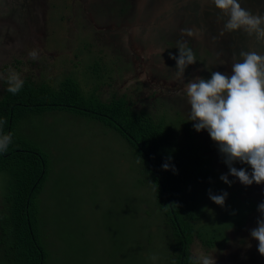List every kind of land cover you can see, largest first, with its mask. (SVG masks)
Masks as SVG:
<instances>
[{
    "label": "rangeland",
    "instance_id": "1",
    "mask_svg": "<svg viewBox=\"0 0 264 264\" xmlns=\"http://www.w3.org/2000/svg\"><path fill=\"white\" fill-rule=\"evenodd\" d=\"M6 1L16 12L13 18L21 17L17 12L22 14L25 6L18 8L14 4L27 0ZM183 3L176 4L174 19L163 20V15L157 20L177 24L184 16V24L192 25L195 21L207 28L208 18L202 7L197 12L199 6L189 9L184 8ZM129 4L131 10L133 5L129 0H47L42 17L36 15L32 20L39 22L31 33L35 43L22 37V42L26 43L24 51L23 48L15 52L0 48V73L7 75L9 70H14L23 80L34 77L54 87L64 78L76 77L86 94H90L96 85L90 66L102 56L106 70L114 72L113 79L108 81L111 84L116 81L114 87L124 93L133 89L138 97H135L137 107L143 106L158 117L166 115L170 120L176 118L177 113L189 119L190 105L183 86L194 77H203L200 64L189 66L184 80H177L173 71L176 62L171 58L176 46L163 37L169 27L161 26L153 33V28L144 27L136 17L118 14V7ZM216 19L209 18L210 21ZM192 26L195 29L197 24ZM202 31L206 32L204 28ZM8 33V26L0 22V35L5 37ZM33 49L39 50L35 60L28 57ZM14 58L18 59L16 66L12 63ZM6 84L0 80L1 95L8 88ZM112 92L111 88H105L108 98ZM175 92H179L178 95ZM64 111L28 112L18 125L21 137L48 154L50 173L41 196L46 216L45 238L50 251L47 264H169L172 253L166 235L169 229L160 217L154 216V191L149 187L150 176L141 166V157L115 130L74 111ZM198 133L213 153L220 176L228 174L229 169L208 133ZM234 165L251 173L247 165L239 162ZM228 178L233 181L231 186L220 177L208 186L214 194L227 192L228 196L223 207L209 197L205 199L203 222L207 231H222L215 237L219 246L210 250L215 256L220 252L218 257L226 255L224 259L216 257L217 264L231 263L228 259L231 254H226L231 249L236 255L232 257L245 264L249 252L244 253L242 247L247 246L246 232L251 224L246 214L253 210L250 205L256 211L264 202V184L244 186L238 179L230 175ZM6 183L7 179L0 178V197L5 193ZM257 215L255 227L260 217ZM197 248L207 253L202 243L196 242L192 252ZM153 255L158 259L153 261Z\"/></svg>",
    "mask_w": 264,
    "mask_h": 264
},
{
    "label": "trees",
    "instance_id": "2",
    "mask_svg": "<svg viewBox=\"0 0 264 264\" xmlns=\"http://www.w3.org/2000/svg\"><path fill=\"white\" fill-rule=\"evenodd\" d=\"M130 6L118 7V14L132 16ZM192 22L200 30L205 28L198 22ZM35 24L39 22L35 21ZM205 24L208 26L207 22ZM188 26L178 29H188ZM206 37H188L171 32L164 39L176 46L175 51H171L172 56L179 55L177 42L185 41L195 53L204 78H210V72L217 71L212 66L223 74H231V66L241 59L240 55L234 53L227 39L217 48L212 38ZM216 50L222 54L214 53ZM103 60L104 57L99 56L90 66L89 72L96 80L90 94H86L76 77L62 79L57 87L49 82H38L34 77L28 78L18 94L13 95L7 89L0 94V120H6V124L0 127V134L10 133L12 136L8 150L0 152V178L7 179L5 193L0 197V264H47L50 258L45 238V208L41 201L50 173L48 154L18 134V125L28 112L74 111V114L115 130L128 141L141 157L144 172L150 176L147 180L154 191V216L160 217L169 229L166 234L170 241L168 249L172 250L169 264H191L192 247L196 242L202 243L210 255V250L219 246L215 237L217 232L222 233L221 229L207 231L203 222L206 215L203 202L209 197L208 186L221 174L214 165L213 153L189 119L177 113L176 118L170 120L166 115L158 117L143 106L137 107L133 89L124 93L114 87L116 81L113 80L112 84L108 81L113 79L114 72L106 70ZM175 67L176 64L173 71H176ZM107 87L113 90L110 98L105 95ZM165 162L170 164L168 171L162 168ZM250 207L253 210L246 214L248 221L255 214L260 216L254 206ZM219 254H213V259ZM224 256L218 258L224 259ZM232 256L235 255L231 253L228 257L231 261Z\"/></svg>",
    "mask_w": 264,
    "mask_h": 264
},
{
    "label": "clouds",
    "instance_id": "3",
    "mask_svg": "<svg viewBox=\"0 0 264 264\" xmlns=\"http://www.w3.org/2000/svg\"><path fill=\"white\" fill-rule=\"evenodd\" d=\"M211 2L222 14L217 17L223 21L221 36L226 32H243L264 45V15L253 14L243 8L240 0ZM181 35L195 37L197 32L181 29ZM177 43L179 55L170 56L176 62L177 80L183 81L186 69L197 60L185 41ZM38 51H29V59H37ZM240 58L232 64L231 74L211 71L208 79L194 77L184 83L183 91L190 105L189 120L194 130L208 133L229 169L228 174L220 176V180L231 186L230 175L244 186L261 185L264 184V54L255 50L242 51ZM0 80L7 82V91L13 95L18 94L24 85V80L14 70H9L7 75L0 73ZM4 124L6 120H0V127ZM11 142L10 133L0 134V152H6ZM237 162L249 166L251 173L246 168L234 167ZM162 168L168 171L170 164L165 162ZM227 196V192L212 194L209 190L210 200L218 206H224ZM257 211L260 218L250 235L258 242V252L264 257V202L257 206ZM151 259L155 261L158 257L153 255ZM190 261L191 264H215L213 255L201 248L193 252Z\"/></svg>",
    "mask_w": 264,
    "mask_h": 264
},
{
    "label": "flooded vegetation",
    "instance_id": "4",
    "mask_svg": "<svg viewBox=\"0 0 264 264\" xmlns=\"http://www.w3.org/2000/svg\"><path fill=\"white\" fill-rule=\"evenodd\" d=\"M28 1V0H27ZM31 4L35 5L36 7L38 6V4H41L39 0H30ZM184 0H131L132 5H133V15L131 17H133L135 19H138L141 22V24H144V27L148 26L151 29L153 28V33L158 30V28H160L161 26H166L167 28L169 27V29L165 32V34H171V32H174L177 34L181 35V31H179V27L183 26V22H186V17L183 16V19H179V23L174 24L171 22H167V23H160V20H157V17L159 16H163V20L169 18V17H173V19L175 18V15L177 14V11L174 10L175 6H177L176 4H178L179 6L182 5ZM182 2V3H181ZM241 6L243 8L248 9L249 11H251L253 14H262L264 15V0H240ZM11 3L7 2L6 0L3 2H0V22L1 24H4L6 26H8V21L10 19H12V16H14L16 14V12L12 11L13 9L11 8ZM184 8H189V9H196L195 6H199V8L197 9V12H199V9L204 10L203 14L205 16H207L208 20L206 21L208 26H207V32L205 31H196L197 35L199 37L203 36L202 38H212L211 40L214 41V44L216 45V47L218 48L219 46H221V44L223 42H226L225 39H227L230 43V45L233 46L234 49V53L236 55H240V53L242 51H250V50H256L258 52H260L261 54H264V45L262 44H258L255 41V38H249L246 34H244L243 32H234V33H225L223 36L220 35L221 31L223 30V21L216 19V21H210L209 18L210 16H213L215 18H217L218 16H221L222 14L215 9L214 5L212 4L211 0H186V2L183 3ZM41 6V5H40ZM14 7V6H13ZM21 6H19L18 8H21ZM194 7V8H193ZM9 8V9H8ZM187 12V11H185ZM206 12V13H205ZM3 13V14H2ZM202 13V12H201ZM210 14V16L208 14ZM151 16L150 18H148V16ZM186 15V13H185ZM185 19V20H184ZM36 25L39 24H35V21L33 22V26L35 27ZM186 25V24H184ZM194 25V24H192ZM192 25H189L188 29H194V27ZM31 28V25L28 26L26 28ZM28 28V29H29ZM198 28V25L195 26V29ZM37 29V26L36 28ZM205 29V28H204ZM27 30V29H26ZM209 32H213L212 34H209ZM12 33L14 34H20L21 37L26 36V32H22L21 30H12ZM200 33V34H199ZM23 35V36H22ZM165 35H163L164 37ZM11 36H8V34L5 35V37H2L0 35V38L3 39H8ZM30 37V36H29ZM7 41V40H6ZM202 43V42H201ZM6 45H8L6 43ZM25 45L26 43L22 44L21 47L19 48H23V51L25 50ZM1 49H6L9 50L10 49L7 46H3ZM22 52V51H21ZM214 53L216 54H222V52H220L219 50H216ZM238 57V56H237ZM10 68V67H9ZM212 68L214 70L217 69V71H220L218 68H216V66H212ZM222 74L223 72L220 71ZM251 224H250V228H249V232L246 233V235L251 232L250 230H252L255 226V216L251 217ZM250 236V235H249ZM248 242H247V246L243 248L244 253L249 252L248 253V257L246 259V263L249 264H264V257H261L259 252H258V246H256L255 244H258L257 241H255L252 238H249L247 236ZM241 248V249H242ZM229 252V251H228ZM235 250L230 251L229 253H233L234 254ZM236 256V255H235ZM234 261H231V263H227V264H236V263H240V259L233 257ZM224 263V262H223ZM226 264V263H224ZM241 264V263H240Z\"/></svg>",
    "mask_w": 264,
    "mask_h": 264
},
{
    "label": "crops",
    "instance_id": "5",
    "mask_svg": "<svg viewBox=\"0 0 264 264\" xmlns=\"http://www.w3.org/2000/svg\"><path fill=\"white\" fill-rule=\"evenodd\" d=\"M41 4H38V6L36 7V4L33 5L31 4V1L28 0L26 3H21V4H14V6H21L24 7L25 6V11L21 14L20 12H17L18 15H21V17L18 16L17 19H14L13 16H12V19H10L8 21V28H9V33H8V36H11L10 38L8 39H3V38H0V48H2L3 46H7L11 52H15L17 50H19V45H20V42H22L21 40V35L20 34H14L12 33V30L15 31V30H18V31H22V32H26V36H24L25 39H27L30 43H35L34 42V38L31 36V33H33L35 31L34 29V26H33V22L32 21L34 19V17L36 15H40V17H42V14H43V10L45 9L44 8V4L47 0H39ZM41 5V6H40ZM9 9V8H8ZM28 26L31 25V28H26ZM27 29V30H26ZM23 36V35H22ZM30 36V37H29ZM7 40V41H6ZM6 43L8 45H6ZM24 43V42H22ZM17 62H18V59L16 61L13 60V65H17ZM11 66V65H10ZM9 66V67H10ZM59 142H57L55 144L58 145Z\"/></svg>",
    "mask_w": 264,
    "mask_h": 264
}]
</instances>
